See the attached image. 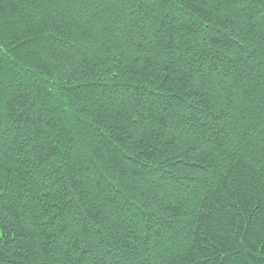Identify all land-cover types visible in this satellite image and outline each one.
Instances as JSON below:
<instances>
[{
  "label": "trees",
  "instance_id": "trees-1",
  "mask_svg": "<svg viewBox=\"0 0 264 264\" xmlns=\"http://www.w3.org/2000/svg\"><path fill=\"white\" fill-rule=\"evenodd\" d=\"M0 264H264V0H0Z\"/></svg>",
  "mask_w": 264,
  "mask_h": 264
}]
</instances>
